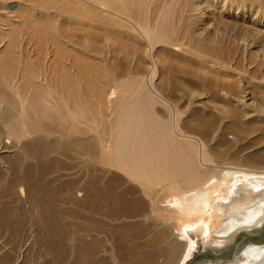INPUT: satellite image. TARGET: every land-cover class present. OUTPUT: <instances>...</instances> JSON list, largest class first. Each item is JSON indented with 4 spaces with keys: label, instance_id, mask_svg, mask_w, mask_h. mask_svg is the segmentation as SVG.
<instances>
[{
    "label": "bare ground",
    "instance_id": "1",
    "mask_svg": "<svg viewBox=\"0 0 264 264\" xmlns=\"http://www.w3.org/2000/svg\"><path fill=\"white\" fill-rule=\"evenodd\" d=\"M250 12L234 0H0V264H264V240H250L264 227V103L244 84L264 78L192 45L217 43L219 15L254 48L264 20ZM158 48L228 80L209 84L228 120L216 134V118L181 125L175 87L155 83ZM90 59L104 70L89 97ZM64 191L77 210L57 208ZM207 209L209 248L195 255L187 230Z\"/></svg>",
    "mask_w": 264,
    "mask_h": 264
},
{
    "label": "rangeland",
    "instance_id": "2",
    "mask_svg": "<svg viewBox=\"0 0 264 264\" xmlns=\"http://www.w3.org/2000/svg\"><path fill=\"white\" fill-rule=\"evenodd\" d=\"M16 2V1H12L9 3ZM234 2H237V4H240L241 6H245L248 7L249 10H252V12H250L249 19L251 17V19H253L255 17V13L258 12L259 16H257V20H264V0H234ZM14 6H16V4H13ZM20 5V4H18ZM17 9L13 10V13H10L11 16L13 17V19H15L16 17H19L18 15H16L17 13ZM16 13V14H15ZM54 14V11H51V14ZM52 14V15H53ZM45 17V16H44ZM218 25L217 26V22L215 23L213 20L209 21L208 28L211 30L212 33H216L219 36L218 40H215L217 43L215 44L214 41H209L206 40L207 38H204L199 44H196L194 42V40H192V45L194 46L193 48L197 47L201 52L204 53V55H209L219 58L220 60L222 59L225 63V66L228 67H234V68H238L240 70H244V68H246V70H250L252 74H255L256 77H258L260 80L264 78V59L263 60H256V58L254 57V55L251 54V52L260 55V57H263L262 54L264 55V40H260L257 42V45L252 48V49H245L244 47L240 46L239 43L241 44V42H238V39H241V37L243 38L244 35H242L241 31H239L238 28H236L234 25H227V21L231 20L228 17H222L218 15ZM61 22V20H59ZM19 24H17V28L21 31L23 28H20L22 25L21 21H18ZM53 24V23H52ZM66 28H68L66 26ZM7 32H12L10 27L5 28ZM264 39V38H263ZM215 44V45H214ZM131 48H134V46H132ZM2 52L4 49H0ZM158 52H160L161 54V58L165 61V59H167V63L164 65V69L159 68L162 73L164 72V77L160 78H156L155 79V83H157L160 87L161 86H168V88L170 86L175 87L176 89V104L175 105H181L180 109L183 110V119L181 117V125H184V122L186 121H196V120H205V121H209L212 118H216V125H214L212 127V131L216 134L218 132V130H220V125H224L225 127V123L228 124V120H224L222 121L218 116H216L217 112H215V106L220 108L219 106H223V103L217 99V97L215 96V94H213L211 88H210V83L212 82H218L220 84L227 82L228 80L225 79L223 81V77H221L220 74L217 73V69H212V67L206 63H200L198 61H196V57L195 58H177V56H174L173 54L169 53V52H162V50H160V48L157 49ZM251 51V52H250ZM194 52H196V50L194 49ZM156 53V52H155ZM198 54H201L199 52H196ZM120 57V56H118ZM213 57H210V59H212ZM49 58V56H48ZM149 58H150V54H149ZM91 60V59H90ZM89 60V64L88 67L91 68H87L88 70V74H87V83L84 85L85 86V90L91 89L93 90V86L96 87V82L99 81L100 73L98 70L103 71L104 70V64L99 62V61H90ZM260 63V64H258ZM149 64V62H148ZM263 64V66H262ZM94 66V67H93ZM93 68V69H92ZM96 68V69H95ZM103 68V69H102ZM90 69V70H89ZM98 69V70H97ZM121 66H116V71H120ZM97 72H94V71ZM91 71V72H90ZM91 74H90V73ZM122 73V71H121ZM90 74V75H89ZM123 75V74H120ZM90 76H94L93 79ZM98 76V77H97ZM89 78V79H88ZM96 78V79H95ZM92 79V80H91ZM90 82H89V81ZM95 80V81H93ZM244 84L245 87L247 88V91L251 93L254 101H256V103H258V105L261 103H264V86L263 87H259L256 86V83L244 79ZM96 85H95V84ZM90 85V86H89ZM147 85L149 87H147ZM150 85V83H146V87L147 89L150 88V90H147L145 92H150L155 90L153 89V87ZM207 86V87H206ZM205 87V88H204ZM107 86L105 87L104 91L108 90ZM152 89V90H151ZM207 92V93H206ZM86 95L89 94V91L86 90L85 91ZM158 92H155V94ZM151 94V92H150ZM153 93V95H155ZM181 95V96H180ZM91 96V93L89 94V97ZM156 97H160V94L158 93V95H155ZM214 96V98H213ZM88 97V96H87ZM88 97V98H89ZM181 97V98H180ZM180 99V100H179ZM179 101V102H178ZM174 105V104H172ZM170 109H172V114L174 112V108L170 106ZM165 115L167 116V118L171 117V113H169L168 111L165 112ZM170 115V116H169ZM187 118V119H186ZM197 118V119H196ZM195 119V120H194ZM218 120V121H217ZM221 120V122L219 121ZM227 121V122H226ZM220 122V123H219ZM192 123V122H191ZM186 130H185V129ZM185 132L187 133H195L197 137H201L200 132L198 131H194L191 129V126H187V127H183L182 128ZM215 129V130H213ZM256 135V136H255ZM232 135H229V137ZM259 135L257 133L249 136L248 138H246L247 140H245L243 142V144H249L253 147V149L251 150H255L256 147L258 148L260 147H264V144L262 145H255L256 140H258ZM257 138V139H256ZM252 142H249L250 140ZM264 142V141H263ZM223 144V143H221ZM68 179L62 180V182L56 183L54 184V186H62L64 183H67L69 181H67ZM62 183V184H61ZM60 184V185H59ZM75 184V183H74ZM76 187L78 186V182L77 184H75ZM260 186H264L263 184H261ZM261 188V187H260ZM263 188V187H262ZM225 194H228L225 192ZM68 193L67 191H64L62 193H60L57 197V208L59 209H75L77 210L75 207L72 206V203L70 202L69 196H67ZM231 194L229 193V196ZM224 198V197H222ZM75 199V198H74ZM60 200V201H59ZM221 201V199L219 198L218 201ZM214 211V212H213ZM215 213L217 212V209H207V213H205L203 215V217L201 219H203L204 221L201 223H198L196 226H193L192 228H190V230H187V234L188 236L192 239V241L195 243V250H194V254L197 255L201 252L206 251L209 247V236L206 235V232L204 230V226H205V222L213 216V214L211 213ZM239 213H241L240 211H238ZM237 212V213H238ZM229 215V210L225 209L223 214L220 215V224L223 222V219L227 218ZM242 215V214H241ZM221 216L222 220H221ZM200 219V220H201ZM220 228V225H219ZM219 228L217 230H219ZM211 237H214V234H211ZM23 250L26 248H30L31 245L28 244H23ZM28 247V248H27ZM25 249V250H26ZM29 250V249H28Z\"/></svg>",
    "mask_w": 264,
    "mask_h": 264
},
{
    "label": "water",
    "instance_id": "3",
    "mask_svg": "<svg viewBox=\"0 0 264 264\" xmlns=\"http://www.w3.org/2000/svg\"><path fill=\"white\" fill-rule=\"evenodd\" d=\"M250 240H251L252 243H256L258 241L264 240V227H263V230H262L261 234H259L257 236H251Z\"/></svg>",
    "mask_w": 264,
    "mask_h": 264
}]
</instances>
